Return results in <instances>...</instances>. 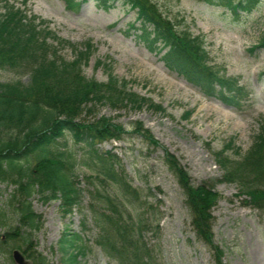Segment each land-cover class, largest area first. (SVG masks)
<instances>
[{
  "label": "trees",
  "instance_id": "1",
  "mask_svg": "<svg viewBox=\"0 0 264 264\" xmlns=\"http://www.w3.org/2000/svg\"><path fill=\"white\" fill-rule=\"evenodd\" d=\"M66 9H78L77 0H60ZM135 13L129 25L134 37L151 53L160 55L164 66L196 87L205 97L240 110L249 94L235 77L221 75L210 65L202 36L186 29L162 14L151 0H119ZM226 10L233 18L251 14L262 0H198ZM26 0L20 5H25ZM104 10L111 0H97ZM68 47L73 59L65 61L60 50ZM264 49V38L251 48ZM94 52L87 41L70 45L49 28L47 20L28 14L15 3L0 0V69L22 71L25 81L0 83V182L14 186L8 201L16 225L0 237V252L11 256L19 250L28 264H50L37 250L34 232L41 229V216L33 211L31 199L59 201L65 217L80 208L84 190L75 173L82 167L89 174L87 210L97 234L92 242L82 234L65 228L57 242L60 264H82L91 243L116 264H154L153 253L144 238L149 226L139 191L130 183L121 160L111 150H102L105 141H120L136 135L149 147L161 150L162 162L184 196L190 214V227L197 241L211 252L214 264H223L222 249L215 244L212 208L220 198L215 184L194 186L179 159L162 147L142 123L134 122L130 131L105 116L96 117L100 106L114 111L149 108L165 114L162 106L132 91L126 81L112 73L106 82L87 78L83 68ZM108 64L97 60L95 67ZM191 112H186L184 119ZM69 134L77 146L70 150L57 146ZM233 142L212 152L221 172L220 183L236 184L239 196L254 208H264V120L258 121V133L250 148L241 154ZM146 206H143V205ZM7 212L0 209V227ZM87 215L82 221L86 230ZM0 264H13L2 262Z\"/></svg>",
  "mask_w": 264,
  "mask_h": 264
},
{
  "label": "rangeland",
  "instance_id": "2",
  "mask_svg": "<svg viewBox=\"0 0 264 264\" xmlns=\"http://www.w3.org/2000/svg\"><path fill=\"white\" fill-rule=\"evenodd\" d=\"M28 14L49 22V28L70 45L82 46L89 41L94 52L83 68L87 78L106 82L109 73L126 81L132 91L151 99L165 109L160 114L149 108L114 111L100 106L96 117L105 116L130 131L134 122L142 123L162 147L168 149L187 169L194 186L215 184L219 194L212 208L214 242L223 251V264H264V208L257 209L239 196L236 184L220 183L221 172L212 152L232 141L233 156L244 154L258 133V121L264 120V49L254 50L264 38V0L248 15L233 18L226 10L198 0H151L163 15L176 22L192 36H202L210 65L223 76L235 77L249 96L240 110L228 107L214 98L205 97L184 78L169 71L160 55L149 52L133 35L129 25L135 13L119 0H111L106 10L97 0H77L78 9H66L60 0H8ZM65 61L73 59L70 48L60 50ZM99 60L109 68L95 67ZM22 71L0 69V83L25 81ZM171 80L184 82L179 88ZM186 112H191L184 119ZM59 148L77 150L69 134L57 142ZM102 150H111L121 160L130 183L146 203V218L154 220L144 234L153 253L154 264H214L211 252L196 240L190 227V214L184 196L173 176L162 162L161 150L152 149L139 136L125 135L120 141H105ZM83 194L80 208L65 217L59 201L31 199L33 211L41 216L42 226L34 232L37 250L50 264H60L57 242L67 228L89 241L95 240L97 230L87 210V191L91 187L82 167L75 169ZM14 186L0 182V209L7 212L6 224L0 227V237L17 223L8 206ZM145 204L143 206H146ZM87 215L86 230H82ZM14 250V249H13ZM12 262L8 253L0 252V263ZM14 264V263H13ZM82 264H116L93 243Z\"/></svg>",
  "mask_w": 264,
  "mask_h": 264
},
{
  "label": "water",
  "instance_id": "3",
  "mask_svg": "<svg viewBox=\"0 0 264 264\" xmlns=\"http://www.w3.org/2000/svg\"><path fill=\"white\" fill-rule=\"evenodd\" d=\"M12 259L15 264H27L25 258L18 250L12 252Z\"/></svg>",
  "mask_w": 264,
  "mask_h": 264
},
{
  "label": "bare ground",
  "instance_id": "4",
  "mask_svg": "<svg viewBox=\"0 0 264 264\" xmlns=\"http://www.w3.org/2000/svg\"><path fill=\"white\" fill-rule=\"evenodd\" d=\"M172 83H175V81L171 80ZM179 88H182V89H185L186 86H185V83L180 81V82H177L175 83Z\"/></svg>",
  "mask_w": 264,
  "mask_h": 264
}]
</instances>
